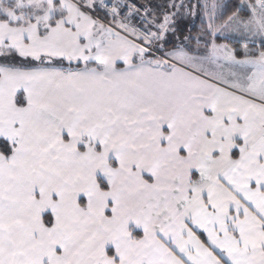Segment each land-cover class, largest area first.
<instances>
[{
	"label": "snow or ice",
	"instance_id": "obj_1",
	"mask_svg": "<svg viewBox=\"0 0 264 264\" xmlns=\"http://www.w3.org/2000/svg\"><path fill=\"white\" fill-rule=\"evenodd\" d=\"M0 264H264V0H0Z\"/></svg>",
	"mask_w": 264,
	"mask_h": 264
}]
</instances>
